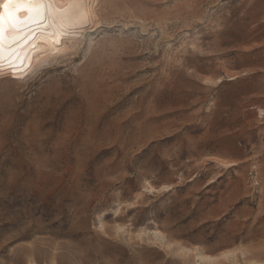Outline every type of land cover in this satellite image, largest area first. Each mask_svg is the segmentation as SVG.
I'll return each instance as SVG.
<instances>
[{
  "label": "rangeland",
  "instance_id": "374dc122",
  "mask_svg": "<svg viewBox=\"0 0 264 264\" xmlns=\"http://www.w3.org/2000/svg\"><path fill=\"white\" fill-rule=\"evenodd\" d=\"M94 3L73 49L0 78V264L264 261V0Z\"/></svg>",
  "mask_w": 264,
  "mask_h": 264
},
{
  "label": "bare ground",
  "instance_id": "6f19581e",
  "mask_svg": "<svg viewBox=\"0 0 264 264\" xmlns=\"http://www.w3.org/2000/svg\"><path fill=\"white\" fill-rule=\"evenodd\" d=\"M5 2L6 0H0V12L3 11ZM94 2L95 0H44L40 5L41 19L39 23L33 26L31 37L22 42L21 52L25 54L22 57V62L15 61L12 65L5 63L3 68H0V78L20 77L27 64L38 63L67 53L76 40L86 33V30L91 27L98 28L100 18ZM218 164L224 169L235 163L223 161ZM166 189H169L168 186L162 185L155 189L153 186L147 185L143 190L152 194ZM145 235H151L153 240L165 249L172 248V244L165 242L160 231L143 230L138 234L139 237ZM176 253L186 258L190 256L193 258L194 264H264V261L261 260L247 259L245 250H226L217 255H207L197 247L193 250L181 247Z\"/></svg>",
  "mask_w": 264,
  "mask_h": 264
},
{
  "label": "snow or ice",
  "instance_id": "6c2138e0",
  "mask_svg": "<svg viewBox=\"0 0 264 264\" xmlns=\"http://www.w3.org/2000/svg\"><path fill=\"white\" fill-rule=\"evenodd\" d=\"M44 0H6L0 12V68L21 61L22 42L33 34V26L41 19ZM7 41V43H6Z\"/></svg>",
  "mask_w": 264,
  "mask_h": 264
}]
</instances>
